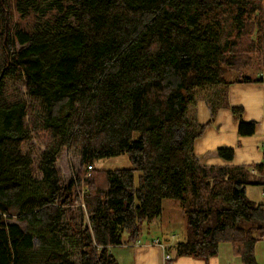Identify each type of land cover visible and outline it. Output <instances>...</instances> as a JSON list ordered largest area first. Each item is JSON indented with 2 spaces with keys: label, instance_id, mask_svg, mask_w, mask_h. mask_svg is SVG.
<instances>
[{
  "label": "trees",
  "instance_id": "trees-1",
  "mask_svg": "<svg viewBox=\"0 0 264 264\" xmlns=\"http://www.w3.org/2000/svg\"><path fill=\"white\" fill-rule=\"evenodd\" d=\"M10 4L0 0V264H120L113 248L139 241L167 198L187 219L168 263L231 244L241 264H260L264 202L247 188L264 186V162L201 164L194 144L211 122L197 120L199 93L255 133L228 88L264 81V0H16L38 20L13 31ZM34 131L49 139L41 177L23 150ZM66 148L82 171L64 182ZM124 153L133 167L95 166Z\"/></svg>",
  "mask_w": 264,
  "mask_h": 264
},
{
  "label": "crops",
  "instance_id": "crops-1",
  "mask_svg": "<svg viewBox=\"0 0 264 264\" xmlns=\"http://www.w3.org/2000/svg\"><path fill=\"white\" fill-rule=\"evenodd\" d=\"M228 100L230 105L243 108L245 121L256 122L255 133L241 135L240 121L235 119L230 108L222 107L213 116L207 100H199L196 104L198 122L200 124H207L210 120L211 122L206 126L204 133L195 140L197 160L201 164L215 166L253 165L264 162V81L231 84L228 88ZM223 146L234 150L233 161H226L218 155V148ZM248 189L249 186L247 188L249 195ZM156 240L160 244L155 243ZM177 242H164L160 237L143 235L136 243L114 247L113 253L120 264H241L231 244L221 245L218 255L208 261L182 256L168 263L169 257L175 256ZM223 249L226 250L225 254L222 252ZM256 256L258 262L264 264V238L256 245Z\"/></svg>",
  "mask_w": 264,
  "mask_h": 264
},
{
  "label": "rangeland",
  "instance_id": "rangeland-1",
  "mask_svg": "<svg viewBox=\"0 0 264 264\" xmlns=\"http://www.w3.org/2000/svg\"><path fill=\"white\" fill-rule=\"evenodd\" d=\"M15 1L10 0V5L7 7V11L9 12L10 16V24L8 30H14L17 28L22 29H32L38 17L36 14L31 13L22 16L17 10L15 9ZM11 9V10H10ZM247 73L254 74L257 72L256 70L246 71ZM20 87L23 92L25 89L22 87L20 83H18L14 88L19 89ZM16 89V90H17ZM216 90V88H214ZM17 92V91H16ZM17 94V93H16ZM202 93L198 95V101L204 99ZM33 104V108L31 110V114L27 117V122L33 123L32 121L35 120L38 110L41 113L40 105L36 101H31ZM194 111V110H193ZM35 126V124H32ZM48 135L45 132H36L34 131L31 138L23 144V150L25 152H31L33 159H34V168H35V175L41 177L42 174L36 169L38 168V163L40 160L41 153L45 150L47 142H48ZM95 166L97 169H118V168H130L133 167V163L128 154L124 153L119 156L115 157H106L101 158L95 162ZM57 167L60 169L62 173V177L64 182L69 181L72 177L77 178L82 171L81 159L78 156L77 152L74 149H64L61 156L57 161ZM139 173H137V178ZM249 196L260 202H264V186L260 185H252L249 186ZM23 226H27V222H22ZM147 227L144 228L143 235L148 236H155L160 237L164 242H177L182 241L185 238L186 231H187V219L183 212V208L181 206V202L177 199L167 198L163 201V214L161 217L155 219L151 223L150 232H146L145 230ZM227 246V245H223ZM223 249V253L225 254Z\"/></svg>",
  "mask_w": 264,
  "mask_h": 264
},
{
  "label": "built area",
  "instance_id": "built-area-1",
  "mask_svg": "<svg viewBox=\"0 0 264 264\" xmlns=\"http://www.w3.org/2000/svg\"><path fill=\"white\" fill-rule=\"evenodd\" d=\"M90 168H92V166H90ZM156 243H158V241H156Z\"/></svg>",
  "mask_w": 264,
  "mask_h": 264
}]
</instances>
